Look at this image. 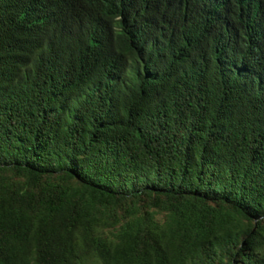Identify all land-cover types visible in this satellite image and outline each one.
Returning <instances> with one entry per match:
<instances>
[{
	"label": "trees",
	"instance_id": "16d2710c",
	"mask_svg": "<svg viewBox=\"0 0 264 264\" xmlns=\"http://www.w3.org/2000/svg\"><path fill=\"white\" fill-rule=\"evenodd\" d=\"M0 264H264V0H0Z\"/></svg>",
	"mask_w": 264,
	"mask_h": 264
}]
</instances>
